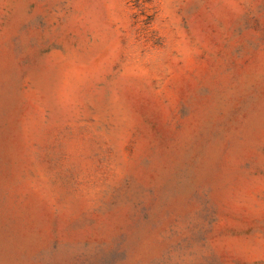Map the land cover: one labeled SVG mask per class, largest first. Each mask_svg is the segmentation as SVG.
I'll use <instances>...</instances> for the list:
<instances>
[{"label":"rangeland","instance_id":"rangeland-1","mask_svg":"<svg viewBox=\"0 0 264 264\" xmlns=\"http://www.w3.org/2000/svg\"><path fill=\"white\" fill-rule=\"evenodd\" d=\"M0 264H264V0H0Z\"/></svg>","mask_w":264,"mask_h":264}]
</instances>
